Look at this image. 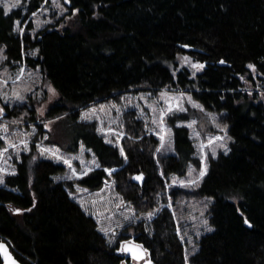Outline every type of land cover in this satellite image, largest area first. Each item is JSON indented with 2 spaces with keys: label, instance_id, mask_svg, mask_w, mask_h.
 I'll return each instance as SVG.
<instances>
[{
  "label": "trees",
  "instance_id": "obj_1",
  "mask_svg": "<svg viewBox=\"0 0 264 264\" xmlns=\"http://www.w3.org/2000/svg\"><path fill=\"white\" fill-rule=\"evenodd\" d=\"M47 3L29 0L25 9L10 12L0 4L6 63L40 68L59 93L45 115L54 120L44 129L47 141L69 153L78 152L80 143L94 152L100 167L77 179L79 185L100 189L107 169L119 167L113 173L117 189L138 213L170 196L175 209L159 211L152 234L140 221L135 233L122 234L111 246L70 197L74 181L54 180L66 167L42 158L33 144L0 186V239L24 264H264V0H64L66 24L57 20L33 32L30 16ZM17 21L25 23L23 33L16 32ZM164 88L190 92L228 127L229 152L209 157L195 189L166 192L190 164L202 169L190 128L177 124L196 117V109L167 118L173 151L164 155H156L160 140L133 111L125 116L124 154L104 140L96 121L79 120L81 109L92 104ZM4 110L15 119L12 126L28 121L42 128L34 106L5 104ZM137 173L145 176L141 184L133 181ZM190 197L212 198V230L193 246L181 237L186 226L178 212V203ZM131 238L149 258L136 261L124 253V239Z\"/></svg>",
  "mask_w": 264,
  "mask_h": 264
},
{
  "label": "rangeland",
  "instance_id": "obj_2",
  "mask_svg": "<svg viewBox=\"0 0 264 264\" xmlns=\"http://www.w3.org/2000/svg\"><path fill=\"white\" fill-rule=\"evenodd\" d=\"M29 0H0L7 12L15 8L25 9ZM64 0H48V3L34 12L30 17L34 27L33 32L45 28L51 23L60 20L63 27L69 20L61 17L66 14ZM16 32L25 31V23L16 22ZM37 56V50L30 52ZM27 53L25 52V56ZM59 93L48 82L43 80L40 68H32L26 62H19L16 66L6 63L4 46H0V129L5 146L0 148V186H5L7 175L16 173V161L21 155L29 152L35 144L40 156L61 163L66 167L63 174L54 175L55 181H74L73 188H68L70 197L82 209L92 216L98 229L107 238L111 246L118 243L122 234L135 233L134 225L144 221L145 230L152 234V221L165 206L175 209L170 196L167 202L160 199L158 206L150 212L138 213L131 202H127L117 189L113 173L115 168L107 169L109 177L103 186L97 190H90L79 185L76 180L95 168L100 167L99 160L94 152L80 143L76 153H69L58 145L47 141L49 133L44 129L52 128L54 120H45V115L51 104L58 98ZM264 96V90L259 91V97ZM10 108L15 105L34 106L39 116L38 124L15 122L12 116H7ZM196 109V117L178 121V125H186L191 130V138L198 147V156L202 161V169L189 165L188 173L184 177L173 176L166 184V192L171 187L195 189L204 178L210 156L217 157L221 152L228 153L231 138L228 127L221 122V117L195 100L191 93L185 90H171L164 88L157 92L139 89L135 92H126L118 99L103 100L81 109L79 120L96 121L97 130L104 140L117 146L124 154L122 140L126 136L125 116L133 111L136 117L145 124V129L154 134L159 140L156 155L169 154L173 151V128L168 124L167 118L177 112ZM16 121H20L17 120ZM41 129L43 131L41 132ZM40 137V140H36ZM56 138H60L56 136ZM212 198H183L178 203V212L185 223L186 231L181 233L184 240L193 246L196 237L212 230L209 224L208 209ZM185 242V241H184ZM187 247V246H186Z\"/></svg>",
  "mask_w": 264,
  "mask_h": 264
},
{
  "label": "water",
  "instance_id": "obj_3",
  "mask_svg": "<svg viewBox=\"0 0 264 264\" xmlns=\"http://www.w3.org/2000/svg\"><path fill=\"white\" fill-rule=\"evenodd\" d=\"M223 64L225 63L223 62ZM115 169L119 170L120 168L116 167ZM144 178L143 173L133 175V181L139 184L143 183ZM122 250L137 261L147 259L150 256V252L143 245L135 242L133 238L123 243ZM0 259V264H24L15 256L9 244L2 239H0Z\"/></svg>",
  "mask_w": 264,
  "mask_h": 264
},
{
  "label": "flooded vegetation",
  "instance_id": "obj_4",
  "mask_svg": "<svg viewBox=\"0 0 264 264\" xmlns=\"http://www.w3.org/2000/svg\"><path fill=\"white\" fill-rule=\"evenodd\" d=\"M124 240H125L124 242H126L128 239H124ZM130 240H131V239H130ZM121 241H123V240H121ZM121 241H120V242H121ZM124 242H123V243H124ZM122 245H123V244H122ZM124 253H125V252H124ZM125 254H126V253H125ZM136 261H137V260H136ZM140 261H141V260H140ZM138 263H140V262H138ZM140 264H141V263H140Z\"/></svg>",
  "mask_w": 264,
  "mask_h": 264
}]
</instances>
